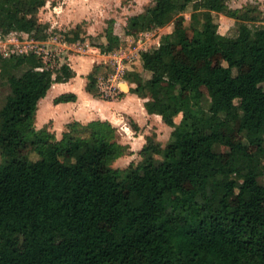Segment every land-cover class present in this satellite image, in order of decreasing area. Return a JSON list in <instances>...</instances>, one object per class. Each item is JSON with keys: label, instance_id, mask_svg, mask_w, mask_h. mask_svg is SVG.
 <instances>
[{"label": "trees", "instance_id": "obj_1", "mask_svg": "<svg viewBox=\"0 0 264 264\" xmlns=\"http://www.w3.org/2000/svg\"><path fill=\"white\" fill-rule=\"evenodd\" d=\"M46 1L0 0V36L46 40L38 18ZM214 12L238 21L235 36L219 32ZM257 21L226 0H154L129 18L124 32L134 39L173 22L158 46L140 52L150 76L127 74L130 91L172 130L165 144L148 135L141 161L124 168L112 165L129 151L108 121H69L60 138L35 126L52 84L76 75L70 65L50 66L36 49L0 50V89L9 88L0 106V264H264ZM104 35L97 47L113 53L122 40L110 26ZM97 70L85 89L104 98ZM74 100L64 92L53 102Z\"/></svg>", "mask_w": 264, "mask_h": 264}, {"label": "rangeland", "instance_id": "obj_2", "mask_svg": "<svg viewBox=\"0 0 264 264\" xmlns=\"http://www.w3.org/2000/svg\"><path fill=\"white\" fill-rule=\"evenodd\" d=\"M226 1L230 8L248 11L249 15L258 17L256 24L264 23V0ZM153 2L154 0H47L39 9L38 18L41 23L47 25L49 37L46 40L36 41L26 33L11 32L0 39V50L9 54L29 50L35 45L50 66L58 67L67 63L73 69L78 68L79 71L87 74L96 67L98 82L95 92L104 98H120L123 90L135 86L127 78L128 73L138 71L144 78L150 76V73L142 67L140 52L158 46L164 40V35L173 30V22H170L163 27L143 31L136 39L125 34L129 18L144 11ZM191 11L190 5L184 12L187 20ZM213 16L220 33L229 36L237 34L238 21L235 18L217 12H214ZM108 26L120 36L122 42L113 53L103 55L97 45L106 42L104 34ZM75 34L77 38L69 41L68 38H73ZM87 74L81 75L86 82ZM72 78L69 81H82L78 76L74 80ZM261 86L264 88V83ZM50 88L45 97L39 101L35 126L44 127L60 138L68 121L63 120L65 110L56 108L53 102L59 94L56 93L55 88ZM8 92L7 86L0 89V106L4 103ZM180 117L181 115L177 116L176 120L178 121ZM130 120L125 118V121L134 128ZM164 127L163 125L156 128L162 144L168 141L172 129V127ZM139 149L140 147L135 148L131 154H123L115 159L112 162L113 167L124 168L130 162L138 164L142 159ZM1 160L0 155V162Z\"/></svg>", "mask_w": 264, "mask_h": 264}, {"label": "crops", "instance_id": "obj_3", "mask_svg": "<svg viewBox=\"0 0 264 264\" xmlns=\"http://www.w3.org/2000/svg\"><path fill=\"white\" fill-rule=\"evenodd\" d=\"M98 55L101 56V54ZM74 70L76 75L72 79L74 80L78 76L82 81L55 82L51 86L55 88L57 94L64 92H74L76 94V100L56 104V108L66 112L63 115V120L68 122L77 120L81 123H87L91 120L110 122L116 129V136L118 137L116 140L127 147L128 154L134 152L133 149L135 148L140 147L139 150H141L147 141V136L153 133H155L156 139L162 142L158 137V129L156 128L163 125L164 128H171V126L163 122L161 115L147 112L144 106L145 97L131 92L130 88L123 90L120 98L94 97L86 91V81L81 77V75L87 73L79 71L78 68ZM51 95L53 96V94ZM125 118H130L136 127L132 128L125 121Z\"/></svg>", "mask_w": 264, "mask_h": 264}, {"label": "built area", "instance_id": "obj_4", "mask_svg": "<svg viewBox=\"0 0 264 264\" xmlns=\"http://www.w3.org/2000/svg\"><path fill=\"white\" fill-rule=\"evenodd\" d=\"M1 38L3 39V38H5V37H1V36H0V39H1ZM30 49H36V51H38V49L35 47V45H34V47H32V48H30ZM30 49H29V50H30ZM24 51H28V50H24ZM24 51H20V52H24ZM20 52L17 51V52H12V53H20ZM38 52H39V51H38ZM6 54H7V53H6Z\"/></svg>", "mask_w": 264, "mask_h": 264}]
</instances>
